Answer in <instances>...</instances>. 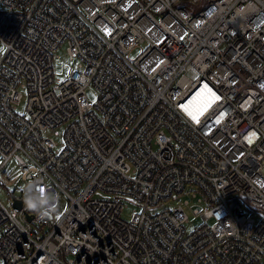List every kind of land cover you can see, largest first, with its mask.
I'll return each instance as SVG.
<instances>
[{
	"label": "built area",
	"instance_id": "built-area-1",
	"mask_svg": "<svg viewBox=\"0 0 264 264\" xmlns=\"http://www.w3.org/2000/svg\"><path fill=\"white\" fill-rule=\"evenodd\" d=\"M12 159L69 206L0 198L3 264H264V0H0V176Z\"/></svg>",
	"mask_w": 264,
	"mask_h": 264
},
{
	"label": "rangeland",
	"instance_id": "rangeland-1",
	"mask_svg": "<svg viewBox=\"0 0 264 264\" xmlns=\"http://www.w3.org/2000/svg\"><path fill=\"white\" fill-rule=\"evenodd\" d=\"M143 49L148 47V43L142 44L141 46ZM142 48H137L135 51L131 53V58H136L141 52ZM60 58L56 61V76L61 78L62 80L67 77L68 71L71 69V64L69 61V55L66 50V45H63L61 50L59 51ZM78 60H76L77 62ZM191 74H194L191 72ZM89 94L92 97H95V91L90 90ZM63 131L64 129H60V134L56 135L52 133V136L54 137L57 145L61 147V144L64 141L63 137ZM1 163V160H0ZM22 172L21 169L16 161V159H12L5 170L1 173L0 176V198L7 204L10 205L8 198L12 197V195H20L22 192V187L26 184V182L22 179L21 176ZM186 199L191 200V203L189 206H185L186 211L190 215L191 219L190 222L187 224L188 228L191 230L196 225L201 224V219L197 218L194 215V209L198 208L197 206V200H193L190 196H184L182 198V201H185ZM181 202V201H173V203ZM127 208L123 211V217L125 219L130 220L135 213V211H141L142 209L137 206L134 203L127 202ZM69 206L68 200L65 197L58 198V209H56V212H58V218H56V221H58L62 215L65 213ZM213 223V222H211ZM0 264H3V260L0 257Z\"/></svg>",
	"mask_w": 264,
	"mask_h": 264
},
{
	"label": "clouds",
	"instance_id": "clouds-1",
	"mask_svg": "<svg viewBox=\"0 0 264 264\" xmlns=\"http://www.w3.org/2000/svg\"><path fill=\"white\" fill-rule=\"evenodd\" d=\"M23 205L26 211L35 214L39 219L58 218V195L42 180H34L22 187ZM42 190V191H41Z\"/></svg>",
	"mask_w": 264,
	"mask_h": 264
},
{
	"label": "snow or ice",
	"instance_id": "snow-or-ice-1",
	"mask_svg": "<svg viewBox=\"0 0 264 264\" xmlns=\"http://www.w3.org/2000/svg\"><path fill=\"white\" fill-rule=\"evenodd\" d=\"M201 91L205 93V97H201V93H197L196 97L193 98V101H189L188 104L182 105L183 110L191 117V119L197 122H199L200 116H202L204 112L211 107V104L214 103L215 100L220 99V97L216 96L215 93H212L211 89H209L207 85H205ZM207 93H211V99H206ZM190 105L193 106V110H190ZM217 123H219V121H217Z\"/></svg>",
	"mask_w": 264,
	"mask_h": 264
},
{
	"label": "water",
	"instance_id": "water-1",
	"mask_svg": "<svg viewBox=\"0 0 264 264\" xmlns=\"http://www.w3.org/2000/svg\"><path fill=\"white\" fill-rule=\"evenodd\" d=\"M15 206L18 208H22V201L16 200ZM28 217H29V220H32V217H30V216H28Z\"/></svg>",
	"mask_w": 264,
	"mask_h": 264
}]
</instances>
